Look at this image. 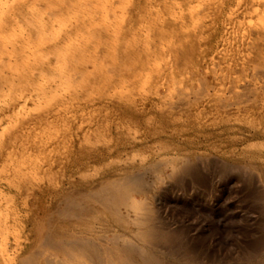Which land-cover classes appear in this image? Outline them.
Here are the masks:
<instances>
[{
  "label": "bare ground",
  "instance_id": "bare-ground-1",
  "mask_svg": "<svg viewBox=\"0 0 264 264\" xmlns=\"http://www.w3.org/2000/svg\"><path fill=\"white\" fill-rule=\"evenodd\" d=\"M112 1L115 4V0ZM133 1L128 3V10L132 8ZM214 1L215 6L211 3L209 8L211 15L197 24L191 43L185 45H175L179 40L174 37L195 16L190 9L191 0L176 1L171 8L169 4H163L169 6L164 10L170 14L163 18L171 27L167 31L162 27L163 31L154 32L153 37L167 32L172 35V45L162 48L156 36L152 49L146 48L148 54L150 50L155 53L153 65L156 67L154 72L146 73V78L161 87L139 104H131L125 100L123 90L118 91L117 79L112 76L117 73L116 60L125 59L127 49L115 50L118 56L112 58L114 63L102 67L101 57L83 58L82 50L72 47L70 34L79 18L67 8L55 10L52 3L41 0H0V116L12 114V119L13 115L35 116L45 134L55 124L68 120L74 122L70 137L74 150L70 154L56 158L53 141L48 138L41 145L48 151L43 153L48 155L38 161L40 172H54L58 166L63 170L62 182L53 191L42 190L37 198H34L36 195L31 197L51 205L50 214L41 227L40 245L38 243L35 247L33 238H30L15 252H10L9 257H6L8 252L0 249L7 254L0 255L6 257V260L1 257L3 261L0 264H163L161 256L169 253L161 244H166L169 237L154 213V193L165 176L187 172L192 159L200 160L202 151L236 146L201 144L194 142L192 136L188 143H180L173 137H168L169 142L163 143L164 136L177 131L206 136L214 132L226 133L220 125H227L238 118L243 124H257L255 131L264 132V0ZM106 3L111 5L108 1ZM64 4H71V0ZM165 63H170L171 68L164 69ZM88 64L96 65L91 73L86 72ZM206 71L210 72V81L205 76ZM119 72H123L122 65ZM210 88H215L213 96L208 94ZM177 116L179 118L176 119ZM203 119H210L208 124L211 125L202 126ZM1 120L0 123L8 122ZM129 123L160 142L157 145L144 141L129 142ZM4 124L1 130L6 127ZM21 125L20 128L23 127ZM0 134L5 136L3 131ZM18 140L17 144H20ZM120 140L123 144L118 146ZM39 143L38 139L37 145ZM241 146L243 149L244 145ZM118 147L128 152L123 157L113 158L112 152ZM154 147L158 148V157L146 159L145 151ZM7 151L0 152L8 158ZM148 153L149 156L152 154ZM24 154L23 151L20 153L21 156ZM32 159L28 161L33 164L35 160ZM2 161L0 164L12 163L9 158L8 162ZM17 162L20 166L23 164V161ZM246 166L258 171L259 179L264 183V156L252 155ZM24 170V166L7 170L6 185V178L0 179V197L2 195L3 200L5 195L12 197L16 192L27 191L29 187L24 189L25 182H22V178L27 177ZM75 170L81 173L77 179H72L70 175ZM29 171V176L34 175ZM38 176L37 179H41ZM32 184L35 182L29 185ZM25 191L22 195L27 198L31 190L28 195L24 194L27 193ZM4 202L3 205H8L9 199L6 204ZM22 202L25 203L24 200ZM3 205H0L1 211L6 208ZM5 213L6 209L2 213L4 219L0 214L1 232L10 230H6L9 222L5 220ZM34 229L30 218L25 231L33 235ZM1 232L4 238L5 232ZM45 248L58 251V258L41 261L43 252L40 250Z\"/></svg>",
  "mask_w": 264,
  "mask_h": 264
},
{
  "label": "rangeland",
  "instance_id": "rangeland-1",
  "mask_svg": "<svg viewBox=\"0 0 264 264\" xmlns=\"http://www.w3.org/2000/svg\"><path fill=\"white\" fill-rule=\"evenodd\" d=\"M41 1H46L47 3L50 2V4L52 3L51 5L56 7L55 10L67 8L73 13L72 15L79 18V21L76 23L77 27L73 26L70 40L72 42V47H77L82 50L83 58L101 57L103 60L100 64L102 67H105L114 63L112 58L118 56L115 50L123 48L128 50L125 53V59L116 60L117 73L112 74V76L117 79L118 91L123 90L127 103L139 104L145 98L150 96L152 92L160 89L161 86L159 84L156 82L150 83L146 78V73L154 72L156 69L153 65L155 53L150 50V53L148 54L146 48L152 49L154 46L153 41L156 43L157 40H159L157 43L160 42L162 48L167 49L171 47L172 44H170V40L172 35L165 32V34L163 33L161 36L156 35L157 37H155L157 40H154L156 38L153 37V33L160 30L163 31V28L167 31L169 27H171L168 24V21L164 19L166 16L168 17L170 13L168 11L166 12L164 9L169 6V8H171V5L179 0H134L132 8L129 10L128 3H130L131 0L129 2L128 0L127 2L126 0H115V4L113 1L111 2V0H95L96 3L93 2V0H71V4L68 5L64 4L66 0ZM106 1L111 3V5L107 4ZM160 2H163L162 5ZM213 2L215 1L191 0L190 9L195 16L186 27L179 31V35L174 37L175 40H179L178 43H174L175 45L191 43L197 24H199L205 17L211 15L209 8ZM157 3L159 6L156 7ZM164 3L165 6L166 3L167 5L169 4V6H163ZM63 4L64 7L62 6ZM215 4L213 3L212 5L215 6ZM106 5L108 9L106 8ZM104 9H106V11H104ZM54 12L57 13L56 11ZM167 13L169 14L166 15ZM163 16L165 17L163 18ZM83 19L87 20L84 21ZM163 21H165V23ZM79 22L83 23L80 24ZM120 65L123 67L122 74L119 72ZM95 67L96 65L93 66L88 64L86 72H93ZM170 68V63H165L164 69L168 70ZM103 75H105V73H103ZM205 76L210 81L211 77L209 71H206ZM215 88L217 90L219 89L218 86ZM215 88H210L208 94L213 96ZM4 116L6 117L7 115L4 114ZM4 116H0V120L1 118H3L4 121L6 119L5 122L8 121L11 125L8 122L5 124L0 123V127H3L2 124L7 127L3 128V130L0 128V131H3L5 134V136H3L1 135V132L0 135L2 137L0 136V141L4 145L5 140H7L5 146L0 143V151L2 152V150H4L3 152H5L11 147L12 151L9 149L10 151H7V153L9 154V162L12 163H10L11 165L7 163L8 166L6 163V165L1 163L0 177L2 176V178L0 179L6 178L7 170L11 171L14 167L17 169L24 166V168H26L24 171L27 177L24 175L26 178H22V182H25L24 189L27 186L29 187H27V191H25L26 189L24 190L27 192L24 194L28 195L31 193L27 198H25L26 195H22L24 192L22 190V193L21 191L16 192L12 197L11 195H5V200L1 198L2 195L0 197V205H3L4 201L6 204L9 199V202L7 203L8 205H3L6 206V208H3L7 211V213H5V215H7L5 216V220L7 219L6 222H9L8 229H5L10 230L0 231L1 233L5 232L3 234L6 237H4V239L0 234V244L4 243V245H0V249H4L5 252H8V256L6 257H9L12 252H15V250L24 245L30 238H33L32 240L35 247L38 243L40 245L41 227L48 214H50L51 205L45 204L41 201L39 202V200H32V198L35 195L36 197L34 198H37L42 190L43 192L53 191V189L62 182L61 170H63V167L59 168L58 166V168L54 169V172H43L42 170L40 172L41 168L38 165L40 164L38 161H42L45 156L48 155H46L48 151L44 150L45 148L43 149V146L41 145L43 140L48 138L53 141V150L56 158L59 159L70 154L69 152L74 150V145L70 141L72 128L74 129V122L68 120V122L65 121L55 124V126L50 127L45 134L40 120L35 116L32 118L31 115H27V117L23 115H20L22 117L19 115H13V119L16 118V120L12 119V114L11 116L9 114L6 118ZM28 117L33 120L27 119ZM18 118L21 122L19 120L17 121ZM177 118L179 117L177 116L176 119ZM27 120H29V122H27ZM37 120H39V122ZM203 120L204 122L202 126L206 127V125H211L208 124L210 119ZM240 120L242 119L238 118L237 121L235 119L234 121H230L227 125L221 124L220 128H224L226 133L214 132L206 136L200 133L189 134L177 131L169 135L167 134L161 140L163 143H166L169 142L167 139L168 137H173L180 143H188V139L192 136L194 142L201 144L212 143L221 146H228L231 144L236 145L235 147L232 146V148H219L202 151V154H199L201 157L200 160L192 159V166L187 172H178L170 177L165 176L163 182L159 185L160 188L154 193L155 197L152 199L154 213L160 219H158L162 225L160 226L166 231L169 237L166 244H161V247L169 253L161 256L163 264H264V183L259 179L258 171L251 170L246 166V161L248 158H251L252 155L264 156V132L259 133L258 130L255 131V126L257 124L247 125L243 124ZM18 122L23 124V127H25L26 130L25 128L23 129V127L20 128L22 125ZM23 122H26L28 125L26 123L24 125ZM16 123L18 124V127ZM8 125L10 127L12 126L11 129ZM34 129L37 133H35ZM20 132L25 135L20 136ZM29 134L32 135L30 136ZM31 137L34 138L31 139ZM18 138L20 140H18ZM22 138L24 139L21 140ZM37 138L39 139V142H41V144L39 143L40 145H37ZM127 138L129 142L133 143L144 141L148 144L157 145L160 142L153 139L150 133L138 130V128L131 123L128 124ZM8 140L10 143H8ZM17 140L20 144H17ZM25 140H27L28 143H26ZM120 144H123L121 140L118 141V146H120ZM28 145L33 147L31 148ZM241 145H244L243 149ZM1 148L3 149L1 150ZM21 150L23 151V154L25 153L26 155L29 152V155H23L24 157H27V161L21 156L22 154L20 155V153H22ZM147 150L150 151V154L152 153L150 156L148 155L149 153ZM147 150L145 151L146 157L144 155L146 159H156L158 157L159 151L157 147L156 149L154 147ZM43 151H46V153L44 152V154ZM1 152L0 162L2 159H4L5 162H8L6 161L8 160V158H6L7 156H5L6 152L4 154ZM127 152L128 150L118 147L112 152L111 156L113 158L123 157ZM3 156H5L6 159L3 158ZM18 158H20V163L23 161L21 166L19 162H17L19 161L17 160ZM31 158H33L32 160H35V162L31 161L34 162L33 164L28 161ZM24 162L28 165H25ZM29 165H32V167L34 166V171ZM38 167L39 170L37 169ZM4 168H7V170L5 169L4 171ZM27 168H30L32 171L27 170ZM90 168L93 169L94 167ZM1 169L3 170L1 171ZM35 169L38 171H35ZM28 171L30 174L33 172L34 175L29 176ZM37 172H40L38 174L39 176L36 175ZM42 172L44 174L42 175L43 177L41 176ZM80 173V170H75L71 173L70 177L72 179H77L80 176ZM34 176L36 178H34ZM37 176L41 178L39 180L43 184L38 182L39 180L37 179ZM45 177L47 178L44 179ZM7 180L8 179L6 178L4 183L6 182L8 184ZM29 180L35 182V184H32V186L29 185L31 183ZM28 182L30 183L27 185ZM33 186H39L40 188H35ZM29 190H31L30 193L28 192ZM18 195L23 198L25 203L22 202L23 200L20 199ZM13 205L14 207L16 206V208H13ZM28 207L30 210H28ZM4 209L2 211L0 210L1 217H3L2 219H4V215L2 214ZM11 209L14 211L17 209V211L14 212ZM15 215H17V217ZM12 216L14 217L13 219ZM30 218L35 227L33 235H28L26 232L27 227H29ZM8 219L10 220L8 221ZM11 220H15L13 221L15 223ZM40 249H42V247H40ZM4 250H0V255L6 254L3 252ZM40 253L41 256L40 254L39 256L40 258L42 257L41 261L42 259L44 261L46 258L56 259L59 254L58 251L51 248H47V250L45 248L44 251L40 250ZM1 257L6 260L5 256H0V258ZM2 258L0 259V262L3 261Z\"/></svg>",
  "mask_w": 264,
  "mask_h": 264
}]
</instances>
